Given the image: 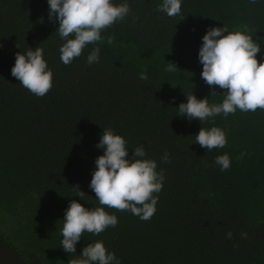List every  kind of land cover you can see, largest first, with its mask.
<instances>
[{
  "label": "trees",
  "instance_id": "1",
  "mask_svg": "<svg viewBox=\"0 0 264 264\" xmlns=\"http://www.w3.org/2000/svg\"><path fill=\"white\" fill-rule=\"evenodd\" d=\"M111 2L127 3L129 14L65 65L48 0H0V264H68L97 241L119 264H264V109L203 122L178 110L188 94L210 105L224 99L226 90L201 76L209 29L251 36L264 63V0H181L172 17L158 11L163 0ZM37 47L53 74L43 97L11 74L16 54ZM94 48L99 61L89 65ZM168 63L177 70L166 71ZM201 127L222 129L226 146L195 143ZM105 129L125 139L127 159L142 146L146 156L138 159L156 161L163 173L148 221L100 205L89 187ZM224 154L231 166L222 172L215 158ZM72 200L103 207L118 223L99 235L85 231L71 254L61 247V230Z\"/></svg>",
  "mask_w": 264,
  "mask_h": 264
},
{
  "label": "clouds",
  "instance_id": "2",
  "mask_svg": "<svg viewBox=\"0 0 264 264\" xmlns=\"http://www.w3.org/2000/svg\"><path fill=\"white\" fill-rule=\"evenodd\" d=\"M48 4L49 18L59 21L58 33L65 41L60 47V59L65 65L79 57L87 44L102 41L101 31L118 20H124L130 12L127 3L114 5L111 0H48ZM158 11L169 17L176 16L181 12V0H163ZM113 39L108 36L107 43L111 44ZM202 39L199 50V61L203 66L201 76L207 85L225 89L224 99L220 104L210 105L207 98L197 99L195 95L188 94L187 103L179 105L180 116H186L189 121L198 119L203 122L221 113L227 117L237 109L243 112L264 109V63L256 58L260 52L259 44L244 32H229L225 26L209 29ZM99 52V48H94L88 55L89 65L99 61ZM175 70L177 68L168 63L166 71ZM11 74L38 97H43L52 88L53 74L39 47L35 51H27L26 55L18 52ZM147 78L146 72L140 74L141 80ZM210 95L217 96L214 87ZM195 137V143L207 150L223 148L227 144L225 132L218 127H201ZM97 147L104 149V155L96 160L97 170L93 173L89 187L99 204L119 211H130L143 221L150 220L158 203V196L153 194L162 190L164 182L162 171H156V161L138 159L146 156L142 146L135 148L131 160L127 159L125 139L114 134L111 129L103 131ZM244 155L246 153H241V157ZM168 160L169 154L165 152L162 161ZM215 164L220 166L222 172L226 171L231 166L230 157L227 154L217 156ZM74 190L81 197L84 195L78 186ZM117 223V217L108 214L103 207L88 210L72 200L63 220L61 247L68 253H75V246L85 231L99 235L108 227H116ZM226 235L231 239V232ZM114 262L119 264L115 254L109 253L102 241H97L84 247L82 254L69 260L68 264Z\"/></svg>",
  "mask_w": 264,
  "mask_h": 264
}]
</instances>
